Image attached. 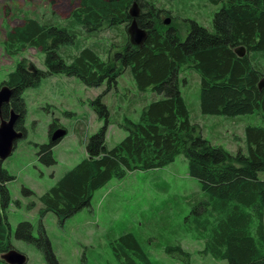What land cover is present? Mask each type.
Returning <instances> with one entry per match:
<instances>
[{
  "label": "trees",
  "instance_id": "obj_1",
  "mask_svg": "<svg viewBox=\"0 0 264 264\" xmlns=\"http://www.w3.org/2000/svg\"><path fill=\"white\" fill-rule=\"evenodd\" d=\"M207 1L221 6L214 14L213 30L193 21L185 41L174 26L165 25L163 15L171 19L175 16L156 0H80L64 21L16 11L15 18L21 24L4 27L5 54L14 59L27 49H35L45 55L46 66V70L37 69L22 59L2 84L14 91L2 118L8 120L12 111L19 115L16 130L24 137L25 92L55 74L76 77L86 86L97 88L105 82L115 85L129 69L141 92L152 89L160 96L143 109L137 122L126 119L123 127L128 135L112 149L106 145L110 111L102 96L91 102L105 125L86 142V158L39 198L42 217L51 212L62 224L89 207L94 194L111 180L134 171L163 169L184 155L189 176L198 180L203 192L192 204L185 233L204 241L202 254L214 260L264 264V181L258 178L264 172V125H247L245 151L229 152L198 132L180 90L181 71L192 69L200 76L203 115L237 117L258 110L264 119V89H259L264 78V0ZM138 8V24L146 30L140 46L126 38L111 56L113 45L102 50L99 41H91L104 27H130L131 11ZM240 47L246 50L243 57L235 53ZM54 128L50 127L51 133ZM56 144L37 146L43 164H56L52 150ZM13 179L0 163L4 206L10 202L7 183ZM32 229L29 222H23L16 237L38 247L44 242L49 263L57 264L42 226L39 239ZM10 234L8 220L0 216V264H6L2 257L12 249ZM109 244L119 264H159L132 232L122 233ZM164 251L191 264V254L179 244H167Z\"/></svg>",
  "mask_w": 264,
  "mask_h": 264
},
{
  "label": "rangeland",
  "instance_id": "obj_2",
  "mask_svg": "<svg viewBox=\"0 0 264 264\" xmlns=\"http://www.w3.org/2000/svg\"><path fill=\"white\" fill-rule=\"evenodd\" d=\"M159 5L172 11L174 26L183 41L187 39L192 22L196 21L213 30L214 14L220 5L207 0H156ZM80 0H0V87L9 73L22 59L34 67L46 70L45 55L35 49H27L17 58L8 57L3 49L5 26L15 27L21 21L16 11L33 17L53 16L59 21L69 18ZM15 19V20H14ZM164 21V22H165ZM129 28L120 25L102 28L91 41H99L102 50L113 45L111 56L117 46L130 38ZM181 93L188 104L192 119L199 126L198 132L214 145L229 152L245 151L244 131L247 125H264L260 111L237 117L207 116L200 111V76L192 69L180 73ZM27 135L19 140L11 157L2 167L14 178L7 183L10 202L3 205L0 196V216L11 227V250L27 257V264H50L43 250L34 243L18 239L16 232L23 222H29L35 238H40V228L50 242L51 252L57 264H119L110 242L124 232H132L143 241L146 249L159 264H184L164 251L167 244H179L190 256L191 264H227L202 254L204 241L196 240L192 233H185L192 204L203 196L198 180L189 176L184 155L177 157L169 166L156 171H134L122 179H113L98 190L89 207L84 208L60 224L53 213L41 216L39 198L52 188L69 169L87 156L86 142L104 127L91 102L103 97L110 111V125L106 145L114 148L126 136L123 127L126 119L137 122L143 109L159 94L148 89L141 92L126 69L115 85L103 83L100 87L86 86L76 77L55 74L42 80L37 88L25 92ZM66 130V136L53 147L56 164L47 166L37 155L38 145L50 144V127ZM264 181V172L258 174ZM6 254V253H5Z\"/></svg>",
  "mask_w": 264,
  "mask_h": 264
},
{
  "label": "water",
  "instance_id": "obj_3",
  "mask_svg": "<svg viewBox=\"0 0 264 264\" xmlns=\"http://www.w3.org/2000/svg\"><path fill=\"white\" fill-rule=\"evenodd\" d=\"M134 7H137L135 3ZM132 22L129 28V34L134 45L140 46L146 39V30L141 28L138 24V17L136 10L131 11ZM171 20L167 19L165 25H170ZM235 53L239 57L246 54L243 47L237 48ZM259 89H264V78L259 83ZM14 91L8 86L0 87V163L2 164L13 154L16 144L19 140L24 138V134L16 130L19 115L12 111L11 117L8 120L2 118L3 109L11 104ZM67 132L64 129L58 130L51 138L52 143H59ZM7 264H27V257L16 250H11L3 256Z\"/></svg>",
  "mask_w": 264,
  "mask_h": 264
},
{
  "label": "flooded vegetation",
  "instance_id": "obj_4",
  "mask_svg": "<svg viewBox=\"0 0 264 264\" xmlns=\"http://www.w3.org/2000/svg\"><path fill=\"white\" fill-rule=\"evenodd\" d=\"M137 8V7H136ZM136 12H137V14L139 15V17H140V14H141V8H138L137 10H136ZM49 135H50V137L52 138L53 137V133H51L50 131H49Z\"/></svg>",
  "mask_w": 264,
  "mask_h": 264
}]
</instances>
